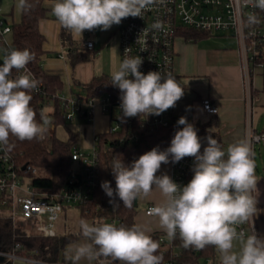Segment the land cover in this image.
Segmentation results:
<instances>
[{
  "label": "clouds",
  "instance_id": "clouds-1",
  "mask_svg": "<svg viewBox=\"0 0 264 264\" xmlns=\"http://www.w3.org/2000/svg\"><path fill=\"white\" fill-rule=\"evenodd\" d=\"M153 2L52 0L50 7L63 28L82 37L85 30L106 31L129 16H141ZM256 6L264 10V0H256ZM17 7L28 11L31 5L28 0H19ZM154 27L158 28L159 24ZM33 59L34 54L28 49H12L6 51L0 64V145L9 148L10 136L19 141L43 139L51 124L44 112L40 113L38 122L30 106V93L38 90L40 82L27 72L12 75L13 70L26 69ZM142 63L139 56H125L111 74V84L121 92L124 117L158 116L175 107L184 96V88L175 76L157 71L144 74L139 70ZM177 125L183 128L175 132L165 151L153 148L131 166L114 158L111 169L116 182L115 194L124 207L131 208L135 200L147 198L158 190L163 199L150 212L158 218L159 227L169 239L178 236L185 249L203 250L214 246L220 264H264V238H258L254 232L246 235L243 230H237L252 221L258 211L255 162L249 143L239 140L223 150L209 135L201 154V141L193 124L186 117H180ZM169 156L174 163L185 157L195 158L194 175L187 185L181 187L166 174L156 175L161 165L169 162ZM101 188L108 197H113L109 181H103ZM80 228L85 242L67 250L65 259L70 264H79L82 259L91 264L99 257L121 264H162L159 243L140 225L116 227L112 223L90 224L81 220ZM237 243L239 250H234Z\"/></svg>",
  "mask_w": 264,
  "mask_h": 264
},
{
  "label": "built area",
  "instance_id": "built-area-1",
  "mask_svg": "<svg viewBox=\"0 0 264 264\" xmlns=\"http://www.w3.org/2000/svg\"><path fill=\"white\" fill-rule=\"evenodd\" d=\"M157 23L159 24L158 28L154 27ZM12 25L0 12V52L2 49L6 51L14 49ZM184 29L197 30L210 36L232 33L238 40L248 81L251 70L264 68V10L256 6V0H154L142 11L141 16H129L121 21L118 31L120 63L125 56L133 58L139 56L143 61L139 69L142 73L157 71L161 74L174 76L175 41ZM8 37L11 38V42L8 41ZM83 48L91 50L92 43L85 42ZM66 55L68 52L63 51L58 55V58L65 60ZM41 67H43L42 64ZM25 72L30 73L36 79L28 66L20 72L14 70L12 75L15 77ZM43 89V84L40 82L38 90L34 91L42 93ZM75 90L77 92L73 94L60 93L52 96V101L42 107L41 112H44L51 120V124L48 125V134L53 133L56 129L55 118L50 115V109L56 102L60 104L63 117L67 121L80 118L93 123L97 112L101 110L109 116L110 120V127L106 132L116 133L123 129L124 124L129 127L132 125L133 118L123 116L121 93L119 100L115 101L110 94L87 97L81 87L79 89L76 87ZM202 104L208 114H218V106L210 99L203 100ZM138 115L142 127L150 130L167 128L177 123L173 108L158 116ZM98 134L94 135L92 154H83L77 146L73 148L72 160L78 163L79 170L85 176L82 182L78 183L76 179H73L69 188H64L48 197H41L33 191L30 185L25 183L13 155L7 150V146L0 145V215L4 213L14 221L31 222L37 235L56 237V224L64 210L69 207H78L90 201L99 185ZM131 138L134 139L135 136L133 135ZM246 140L254 152L255 146L264 144V131H254L249 126ZM170 160L172 162L171 157ZM194 165V157H185L179 162H172L171 179L181 187L187 185L194 175ZM28 169L30 170V168ZM32 173L35 174L36 169H33ZM154 206L150 205L145 210L147 216L152 217L150 209ZM250 227H253V220L240 225L237 230H243L246 235H249ZM160 242L170 244L172 239H169L167 235H162ZM169 249L166 246L163 248V252L166 253ZM1 255L3 253L0 252ZM174 257H180L176 250ZM111 264L113 263L111 262ZM166 264H172V262ZM198 264L214 263L212 259L207 258Z\"/></svg>",
  "mask_w": 264,
  "mask_h": 264
},
{
  "label": "trees",
  "instance_id": "trees-1",
  "mask_svg": "<svg viewBox=\"0 0 264 264\" xmlns=\"http://www.w3.org/2000/svg\"><path fill=\"white\" fill-rule=\"evenodd\" d=\"M45 1L28 0L31 8L28 11H21L20 22L12 25L13 48L28 49L34 54V59L27 66L34 73L36 79L43 84L42 93H35L34 90L30 93L32 95L30 106L36 112L38 122L40 121L42 107L52 101V96L59 95L63 90L61 78L57 75L47 74L41 67L42 57L45 54V37L40 32L39 27L41 20L47 18L49 11ZM179 35L193 42L210 36L204 32L189 29H184ZM61 39L63 45L68 48V58L72 67L80 63L90 62L93 59L91 50L78 48L71 37L70 31L63 27ZM2 61L0 59V64H2ZM111 83V77L103 75L94 77L88 84L77 83L76 85L83 89L87 97L110 94L117 101L121 92ZM50 115L55 118L56 127L65 121L58 102L54 104ZM132 118L133 123L130 127L124 124L123 129L116 133L104 132L98 134L97 168L99 170V185L93 198L77 207L81 211L82 218L91 219L93 224L112 223L116 227L137 225V216L140 212L139 198L133 202L131 208H126L123 201L115 194L116 182L111 169L113 160L114 158L122 159L126 166H131L133 161L153 148L165 151L170 147L175 132L183 128V125L175 123L167 128L150 130L142 127L139 115ZM189 123L193 124L197 134L207 133L204 126L198 123ZM133 135L135 136L134 139L131 138ZM9 145L11 147L7 146V150L13 155L19 173L23 176L25 183L30 185L33 191L41 197H48L51 194L58 193L64 188H69L71 180L76 179L80 183L85 177L79 170V166L76 170L72 167L74 163L72 160L73 148L77 145V137L72 133L70 140L67 142L59 140L55 131L49 134L47 132L43 139H33L32 141H19L16 137L10 136ZM33 169H36L35 174L32 173ZM103 181L110 182V186L113 189V197H108L101 188ZM110 200L113 203H110ZM148 235L160 245L158 254L163 255L162 264L167 262H172V264H198L207 258L212 259L214 264H218V251L214 246H207L203 250L185 249L178 236L170 244H163L160 242V238L163 235L162 232H154ZM75 239H77V236L43 237L37 234H28L23 230V227L16 225L4 213L0 215L1 253L9 254L15 252L20 256L32 257L47 263L57 264L61 251ZM17 246H19V249H17ZM166 246L170 249L164 253L163 248ZM175 250L180 254L179 258L174 257ZM103 260H108L113 264H121L119 261L104 257L97 259L98 264Z\"/></svg>",
  "mask_w": 264,
  "mask_h": 264
},
{
  "label": "crops",
  "instance_id": "crops-1",
  "mask_svg": "<svg viewBox=\"0 0 264 264\" xmlns=\"http://www.w3.org/2000/svg\"><path fill=\"white\" fill-rule=\"evenodd\" d=\"M52 0H46L45 5L51 10ZM55 17V16H54ZM49 17L41 20L40 32L45 37L44 50L42 57V68L50 75H57L63 82L61 94H73L77 83L88 84L94 77L88 81L77 79L70 74L68 55L65 60L59 59L58 55L66 51L61 39L62 26L59 22ZM58 25V27H57ZM60 25V26H59ZM116 28V26L114 27ZM120 28V27H119ZM119 28L113 33V37H104L98 32V28L93 37L94 50L101 47H107L109 44L116 49V39L119 37ZM114 30V29H113ZM111 34V33H110ZM55 36H58L56 41ZM118 36V37H117ZM117 37V38H116ZM106 40L107 43H106ZM55 40V41H54ZM84 49V48H83ZM175 61L174 76L177 82L184 88V96L177 101L173 107L176 122L180 117H186L188 122L198 123L206 129L207 133L197 134L201 141V154L204 147L207 146V137L211 135L226 150L229 144L239 140H246L248 127L251 126L254 131H264L258 128V116L264 114V76L263 69L251 70L249 81L245 76L242 55L238 40L232 33H221L216 36H209L199 41L193 42L186 40L179 35L175 41ZM85 50V49H84ZM120 52V40H119ZM66 54V53H65ZM76 67V66H75ZM73 69V68H72ZM250 92V94H248ZM250 95V99H249ZM210 99L218 108V114H208L203 107V100ZM53 109V108H52ZM50 109V111H52ZM251 112V113H249ZM250 116V117H249ZM93 135L104 133L110 127L109 116L101 110L97 112L95 122H93ZM106 125L108 126L105 129ZM256 147L253 152L255 162V175L257 179V214L253 217V227L249 228V235L253 232L258 238H264V177L260 175L256 166ZM172 175V162L162 164L156 173L157 176ZM155 187V186H153ZM163 199L158 190H154L147 198H139V214L137 216V225L146 230L147 234L154 232L166 233L159 227L158 218L147 216L145 210L150 205H156ZM68 208L64 210L59 220H67ZM82 220L93 224L91 219L82 218ZM35 229L34 225L31 224ZM56 232L58 237L77 236L73 242L68 243L60 253L57 264H70L66 261V252L70 247L85 242V238L79 234H67L66 227ZM81 231V230H80ZM30 234V233H28ZM32 234V233H31ZM36 234V231L34 232ZM63 234V236H62ZM234 250H239V244H236ZM217 263L220 264L218 253ZM0 264H51L44 261L17 255L15 252L0 256ZM79 264H89L87 259H82ZM91 264H98L97 260ZM100 264H111L108 260H103Z\"/></svg>",
  "mask_w": 264,
  "mask_h": 264
},
{
  "label": "rangeland",
  "instance_id": "rangeland-1",
  "mask_svg": "<svg viewBox=\"0 0 264 264\" xmlns=\"http://www.w3.org/2000/svg\"><path fill=\"white\" fill-rule=\"evenodd\" d=\"M19 0H0V12L6 16L8 22L11 24H18L21 19V9L17 7ZM47 17L53 19L54 15L52 11L49 9L47 13ZM48 18V19H49ZM54 20V19H53ZM60 26V25H59ZM116 26V28H114ZM58 27V25H57ZM120 27L119 25H113L110 29L103 31L98 28V32L102 33L105 37L108 34L107 38L113 37V33ZM114 29V30H113ZM96 32L95 30L89 31L85 30L82 34V37L76 34L71 33L72 39L75 41L78 48L83 49V45L85 42H90L93 44V37ZM111 33V34H110ZM57 37V38H56ZM118 37V36H117ZM116 37V38H117ZM56 41L58 36H55ZM107 41L109 40H106ZM8 41L11 42V38L8 37ZM55 41V40H54ZM6 53V50L2 49L0 52V59L3 60V56ZM91 53L93 55V59L90 62H84L76 65V67H72L70 63H68L70 74L77 77V79L82 81H88L94 76L100 77L103 75L111 77L113 71L117 70L120 65V57L121 52H119V37L116 39V49L113 44L108 45L107 47H101L100 49L94 50V45H92ZM73 68V69H72ZM77 92L76 90H74ZM258 128L259 131L264 129V114L258 116ZM110 125V124H109ZM93 123H89L86 120H82L80 118H76L73 121L65 120L64 123L59 124L55 129V134L57 138L63 142H67L71 138V133L77 137V147L80 151L85 155H90L94 151V135H93ZM107 125L105 129H107ZM256 166L261 176L264 177V144L257 145L256 147ZM73 169L76 170L78 168V164L76 162L72 165ZM68 216L67 220L62 218L57 222V228L64 229L66 227L67 234H79L81 235L80 221L81 219V211L77 207H69L68 208ZM6 216V215H5ZM14 221V220H13ZM14 223L20 227H23V230L27 233H32L36 231L31 226V222L26 221H14ZM37 234V233H36ZM63 236V234H62Z\"/></svg>",
  "mask_w": 264,
  "mask_h": 264
}]
</instances>
